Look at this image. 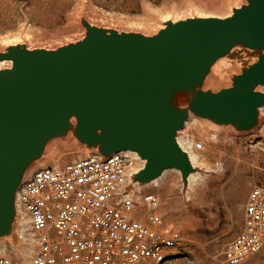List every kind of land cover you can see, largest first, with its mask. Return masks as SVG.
I'll return each instance as SVG.
<instances>
[{"label": "water", "instance_id": "95a60500", "mask_svg": "<svg viewBox=\"0 0 264 264\" xmlns=\"http://www.w3.org/2000/svg\"><path fill=\"white\" fill-rule=\"evenodd\" d=\"M81 41L55 50L8 46L0 61V238L10 236L15 194L48 142L69 133L102 156L135 152L133 181L166 170L185 186L194 172L176 142L190 117L238 132L252 130L264 107V0H246L231 16L165 22L153 36L82 22ZM235 47L256 60L217 92L202 90L211 67ZM233 56V55H231ZM187 96L186 106L175 103Z\"/></svg>", "mask_w": 264, "mask_h": 264}, {"label": "rangeland", "instance_id": "374dc122", "mask_svg": "<svg viewBox=\"0 0 264 264\" xmlns=\"http://www.w3.org/2000/svg\"><path fill=\"white\" fill-rule=\"evenodd\" d=\"M243 5L246 0H0V53L17 44L30 50H55L76 43L85 36L83 21L120 33L153 36L164 28L165 22L224 19ZM242 49L235 47L230 55L214 63L202 90L217 92L231 86L232 77L256 60L251 51ZM1 67L10 66L6 62ZM257 91L264 92V87ZM187 101L184 94L175 98L180 107L186 106ZM177 139L189 147V141L203 145L201 151L189 148L196 159V178L185 187L180 175L168 170L161 180L142 186L144 193L159 197L164 224L180 234L179 245L170 251L168 264H223L225 245L242 228L249 191L254 187L264 189V107L250 131L238 132L231 126L190 118ZM95 152L69 133L48 142L42 157L30 165L26 174ZM19 222L27 229L26 218L21 222L17 217L10 236L0 238V254L29 264L33 245L28 230L22 239L17 238ZM243 264H264V247Z\"/></svg>", "mask_w": 264, "mask_h": 264}, {"label": "built area", "instance_id": "2783aa9c", "mask_svg": "<svg viewBox=\"0 0 264 264\" xmlns=\"http://www.w3.org/2000/svg\"><path fill=\"white\" fill-rule=\"evenodd\" d=\"M191 151L200 142H186ZM143 167L135 152H98L25 174L15 194L17 238L28 230L29 264H168L180 234L164 224L160 199L133 181ZM264 247V189L252 188L240 232L223 264H243ZM0 264H21L0 254Z\"/></svg>", "mask_w": 264, "mask_h": 264}, {"label": "bare ground", "instance_id": "6f19581e", "mask_svg": "<svg viewBox=\"0 0 264 264\" xmlns=\"http://www.w3.org/2000/svg\"><path fill=\"white\" fill-rule=\"evenodd\" d=\"M87 23L89 24V25H93V24H91L89 21H87ZM116 31V30H115ZM117 32H119V31H117ZM14 42V41H13ZM11 43V42H10ZM16 43V42H15ZM9 44V43H8ZM31 48V47H30ZM30 50V49H29ZM243 50V49H242ZM241 50V51H242ZM235 54H237V52L235 53ZM243 54V53H242ZM233 55V54H232ZM239 55V54H238ZM246 56V55H245ZM235 57V56H234ZM236 58V57H235ZM240 58H242V57H240ZM239 58V59H240ZM237 59V58H236ZM252 61H254V60H252ZM6 62H8L9 63V66H10V62L9 61H1L0 62V70L3 68V67H1L3 64H5ZM7 67V66H6ZM5 67V68H6ZM260 110H262V109H260ZM191 119L193 118V117H190ZM187 123V122H186ZM185 123V124H186ZM183 130V129H182ZM181 131V130H180ZM180 131H178V132H180ZM178 132H177V134H178ZM176 142L178 143V145L180 146V148L183 150V151H185L186 152V154L188 155V158H189V161H190V163H191V165H192V167L194 168V172H192V173H190L189 174V176L187 177V183H186V185H185V187H188L189 186V184L191 183V181L192 180H194L195 178H196V176H197V173L195 172V165H196V159H195V157L193 156V155H191L190 153H189V145L188 146H185V145H183L182 143H181V141L179 140V139H177V135H176ZM45 150V149H44ZM142 164L144 165V161L142 160ZM142 169V168H141ZM171 170H174V169H170V171ZM166 171H168V170H166ZM166 171H164L163 173H162V175L158 178V179H155V180H153V181H151L150 183H147V184H144V185H141V186H146V185H149V184H154V183H156L162 176H163V174L166 172ZM175 172H177L178 174H179V172L177 171V170H174ZM180 175V174H179ZM161 180V179H160ZM193 183V182H192ZM140 185V184H139ZM184 186V185H183ZM188 195V194H187ZM186 197V196H185ZM13 246V245H12Z\"/></svg>", "mask_w": 264, "mask_h": 264}, {"label": "crops", "instance_id": "0c3cea01", "mask_svg": "<svg viewBox=\"0 0 264 264\" xmlns=\"http://www.w3.org/2000/svg\"><path fill=\"white\" fill-rule=\"evenodd\" d=\"M243 213H244V211H243Z\"/></svg>", "mask_w": 264, "mask_h": 264}]
</instances>
